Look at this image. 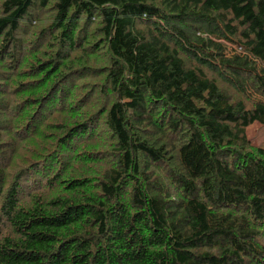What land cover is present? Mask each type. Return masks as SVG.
I'll use <instances>...</instances> for the list:
<instances>
[{
	"label": "trees",
	"instance_id": "16d2710c",
	"mask_svg": "<svg viewBox=\"0 0 264 264\" xmlns=\"http://www.w3.org/2000/svg\"><path fill=\"white\" fill-rule=\"evenodd\" d=\"M254 122L264 0H0V264H264Z\"/></svg>",
	"mask_w": 264,
	"mask_h": 264
},
{
	"label": "rangeland",
	"instance_id": "374dc122",
	"mask_svg": "<svg viewBox=\"0 0 264 264\" xmlns=\"http://www.w3.org/2000/svg\"><path fill=\"white\" fill-rule=\"evenodd\" d=\"M228 48H231L230 43L226 44ZM247 136L251 143L255 145H264V126L258 122H254L247 127Z\"/></svg>",
	"mask_w": 264,
	"mask_h": 264
}]
</instances>
